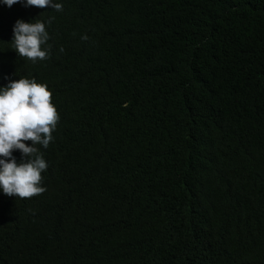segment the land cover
Returning a JSON list of instances; mask_svg holds the SVG:
<instances>
[{
    "label": "trees",
    "instance_id": "16d2710c",
    "mask_svg": "<svg viewBox=\"0 0 264 264\" xmlns=\"http://www.w3.org/2000/svg\"><path fill=\"white\" fill-rule=\"evenodd\" d=\"M56 2L0 3V87L46 84L59 114L46 191L0 192V264H264V0Z\"/></svg>",
    "mask_w": 264,
    "mask_h": 264
},
{
    "label": "clouds",
    "instance_id": "9594fccd",
    "mask_svg": "<svg viewBox=\"0 0 264 264\" xmlns=\"http://www.w3.org/2000/svg\"><path fill=\"white\" fill-rule=\"evenodd\" d=\"M0 3L9 8L22 3L26 8L63 10L56 0H0ZM12 33L10 43L16 55L32 63L49 58L51 46H44L50 37L44 22L17 20ZM51 96L47 85L35 79L20 78L0 87V192L5 196L23 199L46 191L41 184L48 165L36 146L48 147L59 121ZM15 151L21 154L19 162L13 156Z\"/></svg>",
    "mask_w": 264,
    "mask_h": 264
}]
</instances>
